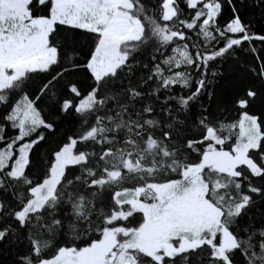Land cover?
Returning <instances> with one entry per match:
<instances>
[{
    "label": "snow or ice",
    "instance_id": "snow-or-ice-1",
    "mask_svg": "<svg viewBox=\"0 0 264 264\" xmlns=\"http://www.w3.org/2000/svg\"><path fill=\"white\" fill-rule=\"evenodd\" d=\"M0 264H264V0H0Z\"/></svg>",
    "mask_w": 264,
    "mask_h": 264
}]
</instances>
